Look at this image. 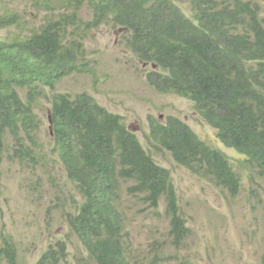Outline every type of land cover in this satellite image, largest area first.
I'll use <instances>...</instances> for the list:
<instances>
[{"label":"trees","instance_id":"1","mask_svg":"<svg viewBox=\"0 0 264 264\" xmlns=\"http://www.w3.org/2000/svg\"><path fill=\"white\" fill-rule=\"evenodd\" d=\"M0 0V168L16 160L37 189L59 166L62 185L51 208L67 231L48 238L32 262L19 243L0 232V264H194L185 242L191 228L181 210L171 171L155 154L209 183L228 201L247 194L252 225L264 218V12L258 0ZM102 27L115 32L133 72L157 94L191 101L232 158L201 139L181 117L148 113L145 143L123 115L87 90L63 91L67 77L86 74L97 88L99 58L85 42ZM112 80V79H111ZM110 80V81H111ZM49 101L51 155L42 152L37 103ZM45 167L47 178L38 174ZM28 171V172H27ZM129 195L139 212L168 220L163 239L150 237L136 251L127 228ZM49 205V204H48ZM260 210V211H259ZM1 191H0V212ZM77 246L72 251L69 241ZM166 244L175 249L164 248Z\"/></svg>","mask_w":264,"mask_h":264},{"label":"rangeland","instance_id":"2","mask_svg":"<svg viewBox=\"0 0 264 264\" xmlns=\"http://www.w3.org/2000/svg\"><path fill=\"white\" fill-rule=\"evenodd\" d=\"M13 1L8 0L11 4ZM261 2L264 12V0ZM24 2V0H23ZM89 55L99 58L98 71L109 73L110 77L100 75L97 82L99 91L92 87V80L86 74H77L65 78L58 88L63 91H90L102 105L111 111L122 114L127 126L139 139L145 141L147 132L146 116L148 113L163 118L173 114L186 121L206 142L220 148L232 158L240 157L233 149L217 141L214 130L195 113L191 102L174 94H157L149 88L142 76L133 72L134 65L129 53L117 46L115 32L109 27H102L92 33L85 42ZM112 79V80H111ZM111 80V81H110ZM49 101L45 97L36 106V113L42 120L38 132L39 140L44 144L42 152L51 155L49 134ZM155 158L171 171L183 216L191 233L185 242L194 264H264V218L256 219L252 224V214L247 194L241 192L234 201L222 198L209 183L191 175L184 168L174 163L168 154H155ZM45 167L39 168L38 174L47 178ZM54 175L44 185L32 190L30 181L25 180L24 172L18 161H5L0 168L1 205L0 232L8 231L19 243L21 255L28 262L34 261L48 238L62 235L67 231L61 210L54 207L47 217V208H51L55 188H63L61 197L73 192L71 184L64 186L65 175L57 167H47ZM28 172V171H27ZM34 180L33 175L28 176ZM129 195L123 198L127 208V228L130 231L136 251L146 248L150 237L163 239L168 228V220L161 203L160 214L139 212L141 205L134 204ZM49 204V205H48ZM260 211V210H259ZM69 248L74 250L77 243L70 237ZM175 249L166 244L164 248ZM163 264H177L164 262Z\"/></svg>","mask_w":264,"mask_h":264},{"label":"clouds","instance_id":"3","mask_svg":"<svg viewBox=\"0 0 264 264\" xmlns=\"http://www.w3.org/2000/svg\"><path fill=\"white\" fill-rule=\"evenodd\" d=\"M115 38H116V35H115ZM191 102V101H190ZM114 112V111H113ZM117 113V112H116ZM122 115V114H121ZM188 124V123H187ZM126 125H127V123H126ZM128 127V126H127ZM214 130V129H213ZM132 131V130H131ZM134 132V131H133ZM228 148V147H227ZM230 149H232V148H230Z\"/></svg>","mask_w":264,"mask_h":264}]
</instances>
